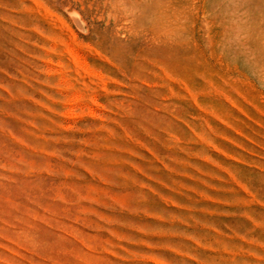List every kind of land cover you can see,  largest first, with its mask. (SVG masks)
Here are the masks:
<instances>
[{"label": "rangeland", "instance_id": "obj_1", "mask_svg": "<svg viewBox=\"0 0 264 264\" xmlns=\"http://www.w3.org/2000/svg\"><path fill=\"white\" fill-rule=\"evenodd\" d=\"M0 264H264V0H0Z\"/></svg>", "mask_w": 264, "mask_h": 264}]
</instances>
